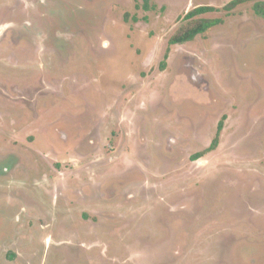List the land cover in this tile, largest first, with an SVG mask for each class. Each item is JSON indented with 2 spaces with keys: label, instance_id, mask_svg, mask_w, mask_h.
Instances as JSON below:
<instances>
[{
  "label": "rangeland",
  "instance_id": "obj_1",
  "mask_svg": "<svg viewBox=\"0 0 264 264\" xmlns=\"http://www.w3.org/2000/svg\"><path fill=\"white\" fill-rule=\"evenodd\" d=\"M232 1L0 0V264H264V18Z\"/></svg>",
  "mask_w": 264,
  "mask_h": 264
},
{
  "label": "trees",
  "instance_id": "obj_2",
  "mask_svg": "<svg viewBox=\"0 0 264 264\" xmlns=\"http://www.w3.org/2000/svg\"><path fill=\"white\" fill-rule=\"evenodd\" d=\"M244 1H247V0H234L228 4L227 8L231 9V7L234 6L236 3H240ZM254 1L255 3H254L253 8L255 12L264 18V1L262 0H254ZM149 4H150V0H144L145 7L146 5H149ZM215 10L217 9L212 6H200L188 12V14L185 16V19H187L189 23H187L185 26L180 28L175 34H173L169 40V43L170 44H183V43L192 41L195 37L199 36L200 34H203L210 28L220 24L222 22V19L220 18L214 19V18L201 17L203 14H206L208 12H212ZM134 20L135 21L138 20V17H134ZM167 55H168V52L166 54V58H167ZM161 67H163V65H161ZM221 130H222V123L220 124L217 135L212 141L211 145L207 149H205V151L203 152L200 151L196 153L193 156V160H198L199 158H201L208 152L215 150L219 142V135L221 133Z\"/></svg>",
  "mask_w": 264,
  "mask_h": 264
}]
</instances>
